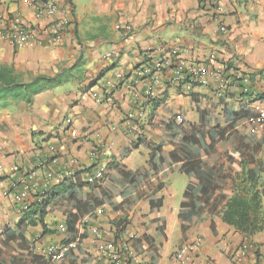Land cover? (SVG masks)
Segmentation results:
<instances>
[{"label": "crops", "instance_id": "0c3cea01", "mask_svg": "<svg viewBox=\"0 0 264 264\" xmlns=\"http://www.w3.org/2000/svg\"><path fill=\"white\" fill-rule=\"evenodd\" d=\"M35 1L39 0H0V64L25 81L41 76L62 77L65 82L0 111V231L14 228L23 216L7 191L30 185L31 203L75 174L81 173L86 182L98 165L116 159L125 171L135 173L137 185L93 212L77 254L64 248V258L48 264H112L105 255L110 247L128 256L116 264H179L174 253L195 239L201 245L189 264H233L241 245L247 251L240 264H263L264 231L243 239L220 217L210 215L181 231L178 193L182 195L188 179L164 170L150 175V151L144 143L169 141L168 129L179 125L177 116L181 124H197L203 114L214 126L224 125L234 113H245L239 124L243 127L258 109L264 110V0H219L221 15L211 10L213 0H59L53 17L40 20L33 17ZM9 17L32 28L42 44L28 41L15 48L5 41L1 34ZM59 20L66 21L62 40L44 41L49 25ZM173 50L175 56L170 55ZM106 53L111 59L103 58ZM155 63L164 71L160 84L136 75L144 65ZM174 68L181 73L178 83L172 82ZM198 68L207 70L205 82L187 89L184 79ZM117 73L123 80L110 90ZM140 110L143 121L130 129L127 114L136 116ZM247 131L240 135L261 145L259 165L248 169L263 190L264 130ZM172 149L163 147L165 152ZM95 150L100 152L98 159L92 156ZM215 161L208 159L209 164ZM160 175L164 187L156 194L162 199L159 232V225L150 220L146 198ZM115 186L106 182L102 187ZM261 205L264 213V198ZM67 210L56 205L44 218L50 234L42 235L41 226L25 229L35 255L46 259L49 248H63ZM122 221L123 230L116 225ZM9 261L6 256L1 264Z\"/></svg>", "mask_w": 264, "mask_h": 264}, {"label": "trees", "instance_id": "16d2710c", "mask_svg": "<svg viewBox=\"0 0 264 264\" xmlns=\"http://www.w3.org/2000/svg\"><path fill=\"white\" fill-rule=\"evenodd\" d=\"M63 82L65 80L62 77L41 76L25 81L11 67L0 64V111L21 101L30 102L42 90ZM245 118V113H234L232 119L224 125L209 126L206 117L200 114L197 124L180 123L168 129V137L177 142L163 138L159 145L144 143L150 151V175H157L164 170L166 175L180 173L188 179L178 214L183 233L204 215L220 217L224 224L240 233L243 239H250L264 231L261 205L264 189H258L257 178L248 169L250 165H259L257 154L261 145L240 135L245 128L248 130L247 125L239 127ZM168 145H172L173 149L165 152L163 147ZM220 145L223 147L221 158L209 164L208 159L217 154ZM80 175L65 178L52 190L39 195L37 200L22 211L23 216L14 228L6 227L0 231V264L6 256L10 264L50 262V256L45 259L34 254V245L25 237L24 232L28 227L41 226L42 235L50 234L51 231L44 225V218L56 205L68 207L62 249L67 248L71 255L77 254L83 248L87 220L93 212L108 207L107 202L129 192L138 183L135 173L125 171L116 159L106 165L102 181L89 184L82 181ZM106 182L115 183V190L103 188ZM155 184L146 200L150 207V220L159 225L160 232L158 214L162 199L156 194L164 187L161 175ZM116 225L123 230L125 221Z\"/></svg>", "mask_w": 264, "mask_h": 264}, {"label": "built area", "instance_id": "2783aa9c", "mask_svg": "<svg viewBox=\"0 0 264 264\" xmlns=\"http://www.w3.org/2000/svg\"><path fill=\"white\" fill-rule=\"evenodd\" d=\"M58 1L59 0H39L35 1L34 3H31V7L33 9V17L36 20H40L42 18H51L55 14V12L58 10ZM215 1L214 8H211L213 12L217 13L218 15H221L223 13L222 9L218 7L216 4L219 0H213ZM66 29V21L65 20H59L56 22H53L49 25V33L46 36L45 40L46 42H49L51 44H57L62 40V37L65 33ZM127 30L130 28L127 27ZM221 32L225 33L226 30L224 27H221ZM1 37L7 41L10 45H12L15 48L21 47L24 43L31 41L32 43L40 46L42 44L41 38L39 36H35V31L32 30V28L27 27L25 25H22L20 23L19 18L17 17H9L6 19V26L3 30ZM171 56L176 55V51L170 52ZM112 54L106 53L103 58L105 60L111 59ZM171 71H173V78L172 82L178 83L181 79V73L179 68H174ZM163 67L159 63L155 64H146L139 71L136 72V75L139 77L147 78L151 82L152 85L160 84L163 80L164 73H163ZM207 75V70L205 68H198L196 70V73H192L189 77L184 79L185 86H187V89H190L194 84H203L205 82L204 78ZM123 80V77L120 73L115 74L114 76V83H109L110 90H114L117 85ZM127 121L130 124L131 127H137V125L143 121L144 119V112L138 111L137 115H130L127 114L126 116ZM176 121L178 124L181 123L180 116L176 117ZM135 122V125L133 123ZM246 125L248 126V133L249 134H257L260 131L264 130V110L257 111V114L255 116L250 117L246 121ZM130 133V132H129ZM100 152L98 150H95L92 152L93 158L96 157L98 159ZM1 172V167H0ZM106 173V166L105 165H98L97 168L93 173L88 175L86 182L89 184H92L94 182L102 181L104 178V175ZM47 178L51 180L53 178L52 175H48ZM33 188L30 185L23 184L20 189H18L16 192L11 193V191H7L6 195L11 194L13 200L20 204L21 211H25L28 207L29 203V197L31 195ZM46 191H43L44 193ZM41 193V194H42ZM201 245L200 239H195L194 241L190 243L183 244L179 247V249L174 253L173 259L178 262L179 264H189L191 261V257L196 253V251L199 249ZM65 250L64 249H54L49 248L48 250V257L50 256L51 259L55 261H60L65 256ZM246 251L247 247L244 245H241L239 249L236 251L235 255L233 256V264H240L243 259L246 257ZM105 255L109 259V261L112 264H116L121 259H128V256L123 253V251L115 250L114 248L110 247L109 251L105 252ZM264 264V259H263Z\"/></svg>", "mask_w": 264, "mask_h": 264}, {"label": "rangeland", "instance_id": "374dc122", "mask_svg": "<svg viewBox=\"0 0 264 264\" xmlns=\"http://www.w3.org/2000/svg\"><path fill=\"white\" fill-rule=\"evenodd\" d=\"M222 146L220 145L219 147H218V152H217V154L216 155H213V156H211L210 158L211 159H216V161L218 160V159H220L221 157H220V155H221V152H222ZM209 158V159H210ZM184 192V191H183ZM177 194V193H176ZM182 196H183V193H182V195L180 196V193H178V197L179 198H181V201H182ZM176 197H177V195H176ZM176 200H178V199H176Z\"/></svg>", "mask_w": 264, "mask_h": 264}]
</instances>
